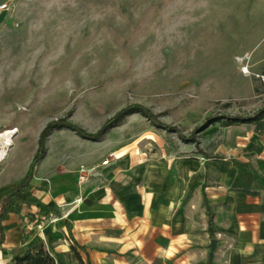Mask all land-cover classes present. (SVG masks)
I'll use <instances>...</instances> for the list:
<instances>
[{
	"label": "rangeland",
	"instance_id": "rangeland-1",
	"mask_svg": "<svg viewBox=\"0 0 264 264\" xmlns=\"http://www.w3.org/2000/svg\"><path fill=\"white\" fill-rule=\"evenodd\" d=\"M35 1L32 18L0 32V117L21 131L16 174L50 123L96 134L136 104L176 130L133 113L98 141L63 127L54 143L64 139L78 155L67 135L89 146L105 140L121 164L170 171L179 161L202 173L206 161L237 166L254 124L224 122L264 110V84L238 61L248 56L252 73L264 71V0Z\"/></svg>",
	"mask_w": 264,
	"mask_h": 264
},
{
	"label": "crops",
	"instance_id": "crops-1",
	"mask_svg": "<svg viewBox=\"0 0 264 264\" xmlns=\"http://www.w3.org/2000/svg\"><path fill=\"white\" fill-rule=\"evenodd\" d=\"M2 2H12L15 10L0 18V32L32 18L26 13L36 6L35 0ZM0 134L1 213L4 200L26 177L37 153L16 174L21 131L0 117ZM67 137L78 142L80 153L74 155L64 139L55 144L54 132L47 138L45 156L31 181V194L39 204L21 212L12 209L2 221L0 264L11 263L12 249L25 234V247L44 243L59 255L61 264H78L66 221L93 264H264V128L258 132L254 125L244 137L237 166L206 161L202 173L192 161H179L170 171L166 165L121 164L119 159L83 188L77 184L80 165H95L117 151L105 140L89 146L75 135ZM29 213L40 222L52 215L58 221L48 222L42 234L29 221Z\"/></svg>",
	"mask_w": 264,
	"mask_h": 264
},
{
	"label": "trees",
	"instance_id": "trees-1",
	"mask_svg": "<svg viewBox=\"0 0 264 264\" xmlns=\"http://www.w3.org/2000/svg\"><path fill=\"white\" fill-rule=\"evenodd\" d=\"M133 113H140L149 119L151 122L155 123L158 126H163L167 130H176L170 126L162 125L158 122L157 117L150 111V109L142 106V105H132L127 109L120 112L117 116L108 121V123L96 134H90L86 132L83 128L79 127L74 123H70L63 120H58L50 123L46 129L43 131L40 139V145L38 148L37 156L33 159L30 169L26 175V177L17 185V187L9 194V197L4 200L3 210L0 213V247L4 244L5 240V232L4 226L2 225V221L8 217L9 212L12 209H15L17 212H21L25 206H31L33 204H39L38 200L31 194V181L34 178L36 167L40 163L41 159L45 156L46 153V142L47 138L51 135V133L55 129L68 127L69 129L77 132L81 136L91 139L97 140L101 138L108 130L113 128L116 124L121 122L125 116ZM239 122L242 123H250L255 125V129L258 132H261L264 128V110L257 114L254 117L248 119H229L224 122L226 126L234 125ZM209 212V209H208ZM29 221L33 223L35 226L40 222V219L37 216L29 213L28 214ZM67 234L68 239L72 244V250L75 253V256L78 260V264H93L91 259L88 257L86 248L79 245V243L75 240L72 227L69 222L66 221ZM209 230L213 235V214L209 213ZM27 240V235L25 234L22 238V243L14 247L12 249L13 258L10 264H61L60 258L58 254H53L48 247L45 246L44 243L32 245L25 247V242Z\"/></svg>",
	"mask_w": 264,
	"mask_h": 264
},
{
	"label": "built area",
	"instance_id": "built-area-1",
	"mask_svg": "<svg viewBox=\"0 0 264 264\" xmlns=\"http://www.w3.org/2000/svg\"><path fill=\"white\" fill-rule=\"evenodd\" d=\"M14 5L12 2H2L0 3V18L4 14H10L14 12ZM20 24L16 23V26L18 27ZM249 57L248 56H242L238 57V61L241 64V72L244 75H253L255 76L261 83L264 84V71L259 73H252L251 66L249 64ZM1 135V134H0ZM120 158V156L115 153L111 152L107 157L102 159L99 163L95 165H80V167L77 169L76 176H77V184L80 186L79 188H83L88 182L96 177H100L102 174V170L111 167L115 164ZM58 221V217H55L52 215V217L49 219H45L43 222H40L37 225V230L40 231V233H44V230L46 226L48 225V222H55Z\"/></svg>",
	"mask_w": 264,
	"mask_h": 264
},
{
	"label": "water",
	"instance_id": "water-1",
	"mask_svg": "<svg viewBox=\"0 0 264 264\" xmlns=\"http://www.w3.org/2000/svg\"><path fill=\"white\" fill-rule=\"evenodd\" d=\"M216 245H217V241L215 239H213L211 241V247H212L213 250L216 248Z\"/></svg>",
	"mask_w": 264,
	"mask_h": 264
},
{
	"label": "bare ground",
	"instance_id": "bare-ground-1",
	"mask_svg": "<svg viewBox=\"0 0 264 264\" xmlns=\"http://www.w3.org/2000/svg\"><path fill=\"white\" fill-rule=\"evenodd\" d=\"M2 153V152H1Z\"/></svg>",
	"mask_w": 264,
	"mask_h": 264
}]
</instances>
